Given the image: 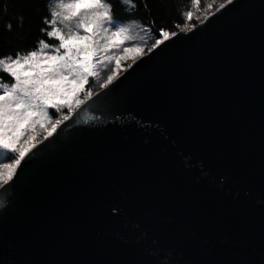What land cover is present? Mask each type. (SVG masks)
I'll return each mask as SVG.
<instances>
[{"label": "water", "instance_id": "95a60500", "mask_svg": "<svg viewBox=\"0 0 264 264\" xmlns=\"http://www.w3.org/2000/svg\"><path fill=\"white\" fill-rule=\"evenodd\" d=\"M173 40L107 100L81 106L0 190V264H115L143 250L145 230L158 235L149 191L181 198L208 224L190 252L161 237L177 255L259 260L264 0H234Z\"/></svg>", "mask_w": 264, "mask_h": 264}, {"label": "snow or ice", "instance_id": "6c2138e0", "mask_svg": "<svg viewBox=\"0 0 264 264\" xmlns=\"http://www.w3.org/2000/svg\"><path fill=\"white\" fill-rule=\"evenodd\" d=\"M215 2V0H214ZM123 7L120 16L115 15V5L109 0H44L42 10L33 6L38 16V35L31 47H25L23 37L16 36V44L0 53V152L8 154L10 163H0V190L5 193L12 188L23 170L22 162L34 155L38 145L49 141L71 115L89 101H105L122 83L121 65L131 59L123 71L128 72L147 53L155 54L161 46L179 39L180 33L193 32V10L182 12L183 23H175L179 30L160 27L153 33L155 39L149 44L135 43L133 24L140 7L136 0H119ZM234 0H221L215 12L212 3L203 13L200 0H191L195 18L201 24L210 22L217 12L227 10ZM203 19H200V15ZM23 28V15L19 17ZM154 27V21L147 24ZM145 29H142V31ZM11 33V24L6 25ZM13 38H0L8 45ZM150 58V57H149ZM126 78V77H125ZM95 81L102 93L89 87ZM67 113H64V110ZM43 134V139H40ZM243 175V170H238ZM147 216L158 235L144 231V239L138 240L141 249H129L115 264H264V154L261 160L258 203L261 209L259 260L233 252L231 260H202L184 252L176 253L175 246L163 241L183 242L185 248L201 239L208 231V224L201 215L188 210L181 198L148 192ZM247 195H252L251 192ZM195 203V197L190 196ZM215 216L214 211L209 212ZM6 238L0 227V242ZM211 237L204 240L203 251L211 250ZM144 251L147 257H144Z\"/></svg>", "mask_w": 264, "mask_h": 264}, {"label": "trees", "instance_id": "16d2710c", "mask_svg": "<svg viewBox=\"0 0 264 264\" xmlns=\"http://www.w3.org/2000/svg\"><path fill=\"white\" fill-rule=\"evenodd\" d=\"M219 0H215L218 2ZM44 0H0V38H13L8 45L0 43V53L10 50V47L16 44L15 37L22 36L25 47H31L38 35V16L33 10V6L42 10ZM115 5V15L120 16L123 7L119 0H109ZM138 5L147 4V9L140 7L135 19V25L143 30L146 39L151 43L156 37L153 34L156 29L166 27L169 30L178 31L174 27L175 23H183L182 12L192 9L191 0H136ZM214 3V0H200L201 13L205 10L207 4ZM213 6V5H212ZM209 10V9H208ZM23 15V28L19 27V17ZM203 15L201 14L200 17ZM196 19V18H195ZM154 21V27L147 30V24ZM195 21V20H192ZM191 21V23H192ZM11 24L12 32L6 31V25ZM196 26L197 22L193 23Z\"/></svg>", "mask_w": 264, "mask_h": 264}, {"label": "rangeland", "instance_id": "374dc122", "mask_svg": "<svg viewBox=\"0 0 264 264\" xmlns=\"http://www.w3.org/2000/svg\"><path fill=\"white\" fill-rule=\"evenodd\" d=\"M219 2H221V0H219L218 2H214L212 5V8L209 9L208 11L210 12H214L216 10V8L218 7ZM200 19H203V16L200 17ZM192 23H200L199 20L195 19V17H193ZM133 34L135 35L136 39H135V43H139V44H145V45H149L150 42L148 41V39H146V36L144 34V32L142 31V29L138 26L133 24ZM145 52L147 54V48H145ZM132 60L128 59L126 61H124L121 65V75L124 73L123 69L128 65L131 64ZM89 87L93 88L95 90V92L97 93L98 91L102 90L101 88H99L98 84L95 81H92L89 84ZM64 113H67V110H64ZM40 139H43V134H41ZM8 154L4 153V152H0V163H10V160L7 158Z\"/></svg>", "mask_w": 264, "mask_h": 264}]
</instances>
